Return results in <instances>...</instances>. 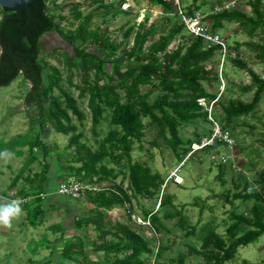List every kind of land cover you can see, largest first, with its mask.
<instances>
[{"label": "rangeland", "instance_id": "1", "mask_svg": "<svg viewBox=\"0 0 264 264\" xmlns=\"http://www.w3.org/2000/svg\"><path fill=\"white\" fill-rule=\"evenodd\" d=\"M130 1L131 9L126 11L122 8L126 0H51L49 14L55 16L66 31L78 30L90 18L91 29H101L100 33L106 32L112 41H124L125 36L131 34L125 40V46L131 47L140 24L146 23V30L154 24L157 26L156 31L161 34L165 29L168 33V28L180 22L175 11L172 14L161 7H149L146 1ZM231 1L200 0L196 5L194 0H183V5L186 10L201 6L202 12L199 14L208 16V21L213 24L210 18L216 8ZM256 1L243 0L234 10L251 17L253 3ZM75 6H80L83 12L81 21L74 18ZM2 19L0 9V22ZM217 33L225 40L229 55L225 62L221 58L219 65L217 61L208 65L215 66L212 68L214 72L203 86L210 95L220 96V103L216 108L213 107V119L224 131L230 133L235 141L233 149L220 145L215 150L197 151L191 159L185 158L186 153L194 150L195 145L211 137L213 123L207 121L210 113L206 109L203 110L209 114L207 117L198 114L199 117L181 126L180 137L183 142L178 153L159 137L158 129L150 125L149 120H145V137L134 147L133 162L145 164L154 174H160L166 183L178 171L185 183L177 186L171 180L163 189L164 192L161 190L154 197H135L130 189L128 163H119L108 156L102 165L113 170L116 177L105 179L98 188L105 190L122 187L131 201L124 207L105 213L106 224L113 233L105 240H102L94 226L78 229L79 219L94 216L96 208L87 206L83 200L63 197L58 194V190L64 181L79 179L76 175L77 169L82 166L77 161L79 148L94 153L101 151V146L114 129L111 112H106L100 123L95 125L90 96H82L81 92L82 65L71 71L61 57V48L72 54L74 49L62 43L56 34L53 39L50 37L42 44L43 57L49 65L46 75L52 73L53 68L60 69L63 76L61 86L77 101L84 119L68 110L76 132L68 136L59 134L42 117L39 107L26 104L32 86L23 76L11 86L0 89V207L19 200L22 209L21 213L11 218L9 224L0 223V264H67L62 255L64 247L69 242L78 244L81 239L91 261L115 264L117 259L127 253H117L113 248L96 252L95 248L101 246L103 241L106 246L120 242L121 236L117 233L120 226L131 228L149 243L151 253L143 256L145 264H211L206 259L207 255H204V252L214 250L213 246L204 248L210 234H215L226 246H230L234 240L254 229L243 223L233 238L229 229L237 222L236 216H243L253 224L258 218L264 223V97L257 110L247 117L228 124L224 114V107L230 102L253 101L256 87L249 70L264 79V64L256 61L255 53L247 46L260 44L263 35L260 30L250 34L249 30L236 23H225ZM185 36L192 39L186 31ZM159 38L157 36L153 40ZM1 54L0 46V57ZM239 62H243L247 69H243ZM217 68L220 75L218 78ZM91 80L94 81V74ZM149 90L150 87L145 88L146 92ZM159 95V92L155 93L151 102ZM53 98L59 99L63 108H66L59 88L55 90ZM208 100L212 103L215 101ZM76 135L80 138L79 144L70 147L72 137ZM37 141L42 147L35 145ZM226 155H230L231 160L228 163L220 162L222 156ZM39 176H45V188L43 193L35 195L34 189L36 192L42 191ZM85 181L90 183L89 180ZM162 195L163 201L170 196L171 203L160 207ZM39 200L45 216L43 220L35 216L29 220L27 204L34 203L35 207ZM151 213L158 214L163 227L153 223L151 225L149 219L146 220ZM227 264H264V235L248 246L240 247L235 258Z\"/></svg>", "mask_w": 264, "mask_h": 264}, {"label": "trees", "instance_id": "2", "mask_svg": "<svg viewBox=\"0 0 264 264\" xmlns=\"http://www.w3.org/2000/svg\"><path fill=\"white\" fill-rule=\"evenodd\" d=\"M50 1L36 0L32 3L30 20L25 8L20 13L0 8L3 13V19L0 22V46L2 48L0 89L11 86L20 76H23L25 81L32 86L26 97V104L29 107H39L42 117L52 124L57 133L66 136L75 133L76 127L72 125L68 110L80 119H84V114L77 101L62 88L63 76L60 69L53 68V72L46 75L49 65L43 57L41 43L47 35H58L62 43L74 49L72 54L61 48L63 49L61 57L65 60V64L70 67L71 71L82 65L83 87L81 92L82 96L86 94L90 96L94 124L98 125L101 117L109 111L114 127L108 139L101 146V151L94 153L83 147L78 149L77 161L82 166L77 169L76 175L82 182L89 180L90 184L97 186L109 177H116L113 170L102 165L108 156H112L119 163L124 161L128 163L130 189L133 196L154 197L161 190L164 192L166 182H163L160 174H154L151 168L143 163L133 162L134 147L145 137L144 121L149 120L150 125L158 129L159 137L175 153H178L183 142L180 137L181 126L199 117L198 114L206 117L209 115L204 112V108L199 105L198 101L200 99L215 100L217 102L214 107L220 103V96L210 95L203 86V83L207 82L211 73L214 72L212 68L215 66L208 65L216 61L218 65L220 64L222 58L220 48H210L203 39L192 37L176 13L174 14L180 22L168 28V33L165 29L159 34L154 24L147 30L146 23L140 24L134 34L132 47L125 46V40L129 39L131 34H127L124 41H112L106 32L105 34L100 33L101 29H91L90 18L81 24L78 30L66 31L57 22L56 17L49 14ZM144 1L149 2L150 7H161L173 14V7L165 0H134V2ZM194 1L197 5L200 0ZM201 10V6H196L186 11L194 16ZM73 13L75 20H82L83 12L80 6H75ZM210 19L215 32L222 30L225 23H236L249 30L250 34H256L260 30V34L263 35L262 42L256 45L247 44V46L255 53L256 61L264 64L263 0L253 3V16L251 17L238 10H232L214 15ZM185 31L191 36V40L185 36ZM157 36L160 37L159 40L154 41L153 39ZM176 42L181 44L177 45ZM173 44L175 46L171 48ZM238 64H242L243 69H247L243 62ZM92 74H94V81L91 80ZM249 74L256 87L253 101L228 103V106L224 107L225 120L228 124L253 114L263 100L264 79L253 70H249ZM46 77L48 78L47 83ZM216 77H220L219 68H217ZM147 87H150V90L146 92ZM57 88L62 92L66 108H63L59 99L53 98ZM157 92L160 95L154 102H151L153 95ZM46 104L47 106H44ZM79 139V136H73L70 147L79 144ZM35 145L42 147L39 141ZM191 151L193 150L186 153L185 158ZM39 177L42 180V191L36 192L34 189L35 195L43 193L45 188L43 184L45 176ZM83 201L93 205L97 212L89 218L79 219L78 229L94 226L103 238L102 240H105L113 234L109 231V225L106 224L105 213L126 206L131 201V197L120 187L100 189L98 192L89 193ZM170 203V196L163 201L162 195L160 207ZM33 204H27L28 219L32 220L34 216L38 220L42 219L45 213L41 211L43 209L41 200L35 204V207ZM148 219L151 225L153 223L163 227L157 213L149 214L146 220ZM236 220L237 222L229 229L233 238L236 237L234 235L243 223L249 224L254 229L234 240L230 246H226L220 237L210 234L205 240L204 248L213 246L214 250L204 252V255H207L206 259L211 264L231 262L240 247L248 246L264 235V223L259 218L254 224L243 216H236ZM117 233L119 237L121 236L120 242L106 246L103 241V244L96 247L95 251L105 252L113 248L117 253L126 252L127 254L117 259L115 264H145L143 256L151 253L147 240L125 226L117 228ZM62 255L67 260V264L99 263L89 259L82 239L78 244L67 243Z\"/></svg>", "mask_w": 264, "mask_h": 264}, {"label": "built area", "instance_id": "3", "mask_svg": "<svg viewBox=\"0 0 264 264\" xmlns=\"http://www.w3.org/2000/svg\"><path fill=\"white\" fill-rule=\"evenodd\" d=\"M130 2V0H126V3H124L122 6L123 10L128 11L129 9H131ZM165 2L173 7L175 13L180 17L181 23L185 26L187 32L192 37L203 39L210 48H220V55L222 57V60L223 62L226 61L229 55V48L221 35L212 29V24L208 21V16H204L202 14H195L194 16H192L188 14L185 6L183 5V0H165ZM241 2H243V0H232L225 6L217 7L215 10L216 12L215 14H213V16L225 11L234 10ZM198 102L201 107H203L210 113L209 121L213 123V130L211 137L203 139L200 145H195L193 147V152L187 158L189 159L197 151L205 150L208 148H210L211 150H215L219 148L220 145L228 146V148L233 149L235 141L231 137L230 133L224 131L221 126L213 119L212 113L216 101L212 103L207 99H200ZM230 160L231 156L226 155L222 156L220 162L228 163ZM171 180H173V182L177 186L184 185L185 183L184 179L179 176L178 171H176L171 176V179L165 184L164 189ZM98 191H100V189L97 185L82 182L77 178H70L64 181L59 186L58 194L63 197H70L74 200H84L87 198L89 193H95Z\"/></svg>", "mask_w": 264, "mask_h": 264}, {"label": "clouds", "instance_id": "4", "mask_svg": "<svg viewBox=\"0 0 264 264\" xmlns=\"http://www.w3.org/2000/svg\"><path fill=\"white\" fill-rule=\"evenodd\" d=\"M20 201L15 200L10 204L0 207V223L9 224L11 218L21 213Z\"/></svg>", "mask_w": 264, "mask_h": 264}, {"label": "water", "instance_id": "5", "mask_svg": "<svg viewBox=\"0 0 264 264\" xmlns=\"http://www.w3.org/2000/svg\"><path fill=\"white\" fill-rule=\"evenodd\" d=\"M34 2H36V0H0V8L10 9L15 11H20L25 8L29 13V20H30L31 19L30 5Z\"/></svg>", "mask_w": 264, "mask_h": 264}, {"label": "flooded vegetation", "instance_id": "6", "mask_svg": "<svg viewBox=\"0 0 264 264\" xmlns=\"http://www.w3.org/2000/svg\"><path fill=\"white\" fill-rule=\"evenodd\" d=\"M21 11H23V9L22 10H20V11H16V13H20ZM54 38V34H50V35H47L45 38H44V40H42V43L41 44H43L46 40H48L49 38ZM42 47H43V45H42Z\"/></svg>", "mask_w": 264, "mask_h": 264}, {"label": "crops", "instance_id": "7", "mask_svg": "<svg viewBox=\"0 0 264 264\" xmlns=\"http://www.w3.org/2000/svg\"><path fill=\"white\" fill-rule=\"evenodd\" d=\"M150 7V6H149ZM153 8V7H152ZM200 12H202V10L200 11ZM200 12H198V14L200 13ZM87 206H92V207H94L93 205H90V204H87ZM68 241V240H67ZM66 241V242H67ZM70 241V240H69ZM87 254H88V252H86Z\"/></svg>", "mask_w": 264, "mask_h": 264}]
</instances>
